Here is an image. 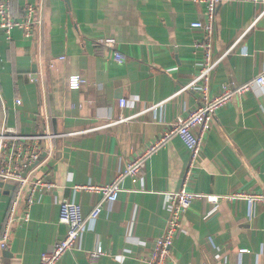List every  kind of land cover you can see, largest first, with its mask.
<instances>
[{"label":"crops","instance_id":"obj_1","mask_svg":"<svg viewBox=\"0 0 264 264\" xmlns=\"http://www.w3.org/2000/svg\"><path fill=\"white\" fill-rule=\"evenodd\" d=\"M10 1L18 18L33 3L42 23L35 25L32 37L19 28L11 36L0 29V125L6 121L22 133L49 129L60 135L52 146L42 141V158L30 174L51 179L55 186L35 190L30 218L15 222L9 245L1 251L4 264H40L42 252L66 234L67 225L59 219L63 199L74 198L87 215L101 198L73 186L111 182L153 145L140 179L121 180L118 199L87 223L76 246L58 264H91L90 252L97 245L105 253L96 264H143L142 257L163 234L169 217L166 193L181 188L189 170L185 183L192 192L264 193V86L235 92L216 111L194 167L180 136L164 138L176 119L200 100L198 88H181L204 63V50L197 43L205 34L191 26L205 19L204 4ZM263 10L264 3L252 0L219 4L213 59L220 61L211 74L212 95L264 72ZM115 50L124 54L123 62L114 59ZM76 73L88 83L72 89L69 77ZM121 98L128 100L125 107L119 104ZM11 197L0 191V230ZM240 248L249 251L240 253ZM204 262L264 264V202L223 199L212 210L211 203L194 200L182 216L169 264Z\"/></svg>","mask_w":264,"mask_h":264},{"label":"built area","instance_id":"obj_2","mask_svg":"<svg viewBox=\"0 0 264 264\" xmlns=\"http://www.w3.org/2000/svg\"><path fill=\"white\" fill-rule=\"evenodd\" d=\"M198 4H204L206 17L204 20L191 22L194 28H200L205 34V39L198 42L204 50V63L200 73L188 83L184 84L181 90L198 88L200 100L196 108L191 110L186 116L176 119L170 131L165 133L164 138L171 134H177L183 140L190 151V168L194 167L200 157L202 144L206 133L212 127L216 111L224 104L234 99L235 92H244L254 86H264V72L252 80L233 88L230 85L224 87L223 91L217 95L210 92L211 74L220 58L213 59V49L216 40V19L217 9L222 0H192ZM264 3V0H252ZM36 6L33 3L25 5L23 14L20 18L16 17L10 0H0V29L7 36H11L15 28H19L27 37L34 35V27L42 23V18L36 16ZM264 10L261 12L263 14ZM109 45L114 46V39H107ZM64 59L65 55L60 56ZM114 59L121 63L125 60L124 54L115 50ZM54 61L49 65L54 66ZM37 79L36 77H34ZM86 76L76 73L69 77V87L79 89L86 85ZM21 103V99H17ZM128 103L127 98H121L119 104L125 107ZM3 110H6L3 107ZM132 117V116H130ZM129 117H121L125 120ZM60 134L53 133L49 129L40 131L36 129L30 133L19 132L16 128L6 124L0 125V181L15 185L11 202L8 206L6 217L0 230V264H4L1 251L9 245L14 224L16 221L28 220L30 218V207L34 203L33 194L38 188L50 189L55 186L51 179L46 177H31L33 166L42 158L44 148L43 140H48L53 145V140ZM154 148L150 146L143 153L132 159L127 166L119 170L115 178L107 184H75V191H90L100 194L101 198L95 202L89 214L85 215L81 204L74 198H64L60 204L59 219L67 225L66 234L60 240L49 245L41 256L40 264H58L62 256L68 250L74 248L81 238L82 232L88 222L96 220L106 205L111 206L119 197L121 191V180L128 176L133 182H137L142 176L144 169V158L147 152ZM190 170L188 171V173ZM181 188L166 193V201L169 217L161 236L157 237L153 248L149 253L142 257L143 264H169L171 261V247L175 237L182 226V216L196 199L205 200L212 204V210L216 209L223 199H230L235 202L246 200L249 204L264 202L263 192H249L238 190L228 195L207 194L192 192L186 188L188 179ZM249 248H240L239 252H248ZM105 253L101 245H97L90 252L91 264H96L97 260ZM203 264H208L204 262Z\"/></svg>","mask_w":264,"mask_h":264},{"label":"water","instance_id":"obj_3","mask_svg":"<svg viewBox=\"0 0 264 264\" xmlns=\"http://www.w3.org/2000/svg\"><path fill=\"white\" fill-rule=\"evenodd\" d=\"M67 1H69V0H67ZM33 72L35 74L37 73V64H34ZM14 189H15V185L14 184H12V183H4L3 181H0V191L3 190V191H5L6 193H9L12 196V194L14 192Z\"/></svg>","mask_w":264,"mask_h":264},{"label":"rangeland","instance_id":"obj_4","mask_svg":"<svg viewBox=\"0 0 264 264\" xmlns=\"http://www.w3.org/2000/svg\"><path fill=\"white\" fill-rule=\"evenodd\" d=\"M10 202H11V199H10ZM10 204V203H9Z\"/></svg>","mask_w":264,"mask_h":264}]
</instances>
